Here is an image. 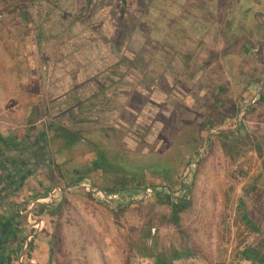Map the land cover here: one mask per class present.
<instances>
[{"label":"rangeland","instance_id":"1","mask_svg":"<svg viewBox=\"0 0 264 264\" xmlns=\"http://www.w3.org/2000/svg\"><path fill=\"white\" fill-rule=\"evenodd\" d=\"M0 84L25 151L0 217L36 230L12 264H264V135L206 138L264 116V0H0ZM189 170L177 211L130 175L105 193Z\"/></svg>","mask_w":264,"mask_h":264},{"label":"trees","instance_id":"2","mask_svg":"<svg viewBox=\"0 0 264 264\" xmlns=\"http://www.w3.org/2000/svg\"><path fill=\"white\" fill-rule=\"evenodd\" d=\"M81 132H79V134ZM28 146H31V145H27L26 147L28 148ZM32 146L34 149V145ZM0 149L5 150V154L3 155L0 154V169L5 172V176L7 175L9 177V181H15L18 178V173L20 172L19 168L21 165L19 162L16 163L15 156L16 154L20 155L24 153L25 151H23L22 148H19V144H14L13 140L6 139L2 136H0ZM98 154H99L98 155L99 164H100V161L105 162L106 159L103 157L102 153H98ZM2 160L4 162H1ZM11 166H13V169H11ZM81 169L82 168L77 169L75 173L76 178H74L73 180L71 179V181L67 182L68 186L78 185L83 180L86 179V177L88 176V170L87 169L81 170ZM129 175L133 176V178L136 179L137 181H140L143 187L145 186L148 187L152 191L151 194L153 196H156L158 194L161 196L163 195L167 203H169L173 209H176V211L183 208L185 205V202L188 199V193H189L188 191H189V183H190L189 180L191 177V170L187 172L185 176L186 177L185 180L181 178H177L176 183H174L173 181L171 182V180L166 179L165 181L169 183V186L168 185L166 186L167 187L166 190H163L161 188L160 182H165V181L162 180L163 177L160 175L156 174L154 175V177H151V179L153 180L147 181L146 177L143 178L138 175L125 174V175H122L121 181L117 184L120 187L119 189L117 187L116 190H106V191L104 190L105 193H112V192L125 189L126 186H129L131 182L130 181L131 178ZM157 187L161 188L162 190L157 189ZM171 187H176V189L173 190ZM138 188H141V187H138ZM133 191L135 192L137 190L133 189ZM142 191L144 190L142 189ZM39 206H40L39 212H44L46 209L50 210L48 211L49 214H51L52 212L58 211V207L49 208L50 205L48 206L47 204H40ZM242 217H243L242 220L245 221L246 216L244 215ZM24 224L27 225V221L24 220L23 217L20 216L19 214H17L16 216L11 215L9 216V218H7L6 216L0 217V264H12V260L14 261V257H17V256L19 257L21 252L24 250V246H25L24 243H26V238L30 237L32 233L34 234V232L36 231L35 229L33 230L28 229L27 234L24 235L23 234ZM32 239L33 238L29 240V247L32 246L31 245V243L33 242ZM241 256L245 258L251 257V255L248 253V249L242 250ZM260 257H261L260 259L264 261V254L260 255Z\"/></svg>","mask_w":264,"mask_h":264},{"label":"crops","instance_id":"3","mask_svg":"<svg viewBox=\"0 0 264 264\" xmlns=\"http://www.w3.org/2000/svg\"><path fill=\"white\" fill-rule=\"evenodd\" d=\"M16 59V58H15ZM13 62V58L9 59V63ZM15 65V64H14ZM25 71V70H24ZM17 74L15 75L16 78H20L22 73L17 70ZM4 86L0 84V95L5 93L4 91ZM7 108V107H6ZM236 119L233 120L230 117H227L223 123H220V125L217 124H212V128L209 129L206 132V138H236V139H241V138H257V136H262L264 135V116H263V110L256 109L253 112L249 113L248 118L243 122L242 128L241 127V121L239 120L237 114H236ZM240 122V123H239ZM210 125V124H209ZM249 131V132H247ZM255 133H254V132ZM250 133V134H247ZM246 140L245 142H247ZM247 148V147H245ZM244 149V148H243ZM245 150V149H244ZM241 151L242 154H252V150L250 151Z\"/></svg>","mask_w":264,"mask_h":264}]
</instances>
